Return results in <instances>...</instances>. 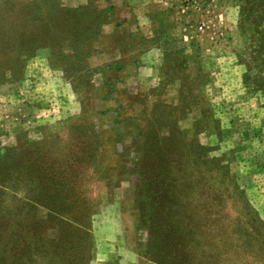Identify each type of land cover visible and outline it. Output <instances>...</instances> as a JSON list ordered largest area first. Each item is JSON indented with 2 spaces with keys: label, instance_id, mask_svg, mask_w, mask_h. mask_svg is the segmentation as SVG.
Segmentation results:
<instances>
[{
  "label": "rangeland",
  "instance_id": "obj_1",
  "mask_svg": "<svg viewBox=\"0 0 264 264\" xmlns=\"http://www.w3.org/2000/svg\"><path fill=\"white\" fill-rule=\"evenodd\" d=\"M36 2L0 0V60L6 64L0 68V170L8 151L40 155V145L50 159L60 149L55 136L79 127L104 131L102 178L90 183L98 199L89 211V264H119L126 250L137 264H154L164 242L180 246L168 253L173 263L206 264L201 201L208 182H217L212 193H223L233 207L234 178L264 219V0ZM74 8H80L77 17L67 10ZM24 40L38 45L32 54L6 59ZM147 52L152 57H144ZM168 136L164 148L161 138ZM149 149L157 155L142 156ZM134 160L146 169L140 180L154 183L147 192L169 186L180 205L199 201V226L177 221L171 244L157 228L150 230L147 207L135 200ZM154 166L169 167L161 184ZM187 183L194 185L185 191ZM34 215L45 220L48 211L37 206ZM185 227L196 232L183 236ZM44 233L55 237L57 229ZM183 242L193 245L189 255Z\"/></svg>",
  "mask_w": 264,
  "mask_h": 264
},
{
  "label": "trees",
  "instance_id": "obj_2",
  "mask_svg": "<svg viewBox=\"0 0 264 264\" xmlns=\"http://www.w3.org/2000/svg\"><path fill=\"white\" fill-rule=\"evenodd\" d=\"M30 1L33 2L31 6L38 4L36 1L39 0ZM33 7L36 11L40 9ZM67 10H71L74 17L80 13V8ZM39 41L44 44L41 39ZM23 43L26 44L22 47H14L6 59H18L21 56L26 58L32 54L29 50L38 46L25 40ZM79 46L80 43L77 42L72 45V50L77 52ZM5 65L0 60V68L4 69ZM79 128L76 132L69 130L65 136H55L56 142L54 140L52 143L60 149L50 154V159L40 145V155L32 151L27 154L25 149L19 152L8 151L9 162L4 163L3 171L0 170V264H89V211L94 210L98 199L93 194L90 183L102 178L99 173V155H104L108 150L99 151L101 147L107 146L105 135H101L103 130H98L97 134H89L84 130L85 127ZM169 137L161 138L164 140V148H167L165 141H168ZM158 147L161 148L160 145ZM147 152L150 156L157 155L149 149L144 151L142 156ZM169 152L172 151L165 153L167 157ZM89 159L88 164L86 162ZM166 159L163 157L160 162L163 164ZM134 164L138 169L140 181L139 195L135 200L147 207L143 215L150 230L157 228L160 238H163L161 240L171 244V232L176 229L177 221H184V224L197 222L195 226H199L202 221L206 225V264H264V219L251 205L234 178L229 180L232 190L236 192L231 201L235 206L227 205L230 200L223 193H212V187L216 186L217 182H208L206 201H201L206 205V218L200 221V216L197 217L196 214L198 200L180 205L179 201L174 199L169 186H160L161 191L158 193L147 192L154 188V183L140 180L141 176L144 180L146 178L142 161L134 160ZM154 167L155 176L160 175L157 178L161 184V176L164 175L162 171L169 167ZM222 173L229 174L227 166L222 168ZM92 178L93 180H90ZM187 184L185 191L194 185ZM167 188L168 192L164 193ZM37 206H42L48 211L45 220L35 217L34 210ZM50 226L57 229L55 237H47L44 233ZM187 228L182 230L183 236L196 232ZM197 230L204 232L202 227ZM179 247L166 245L165 242L159 245L157 248L160 252L158 255L155 253L152 258L154 264H177L172 262L168 253L175 254V249ZM181 247L188 254L187 248L193 245L187 247L183 242ZM182 263L190 264L186 259Z\"/></svg>",
  "mask_w": 264,
  "mask_h": 264
},
{
  "label": "crops",
  "instance_id": "obj_3",
  "mask_svg": "<svg viewBox=\"0 0 264 264\" xmlns=\"http://www.w3.org/2000/svg\"><path fill=\"white\" fill-rule=\"evenodd\" d=\"M153 33V32H152ZM147 36V35H146ZM153 36V35H152ZM147 37H149L150 38V36H147ZM154 38H156L157 39V37H154ZM155 49L158 51V56H160V52H159V49H158V47H157V44H156V46H155ZM152 55H153V53H151ZM150 54V57H152V55ZM157 54V53H156ZM144 57H148V52H147V54H145L144 53ZM150 57H148V58H150ZM154 57H156L155 56V54H154ZM157 58H154V61H152V62H154L153 63V65L151 66V69L153 68V66L156 64L155 63V60H156ZM157 61V60H156ZM135 255H134V253L132 252V251H130V250H126V253H122V259H120V263L119 264H137L136 263V259H135ZM126 258H128V260L127 261H125V259ZM129 260H130V262L131 261H133L134 260V262H132V263H130L129 262ZM128 262V263H127Z\"/></svg>",
  "mask_w": 264,
  "mask_h": 264
}]
</instances>
